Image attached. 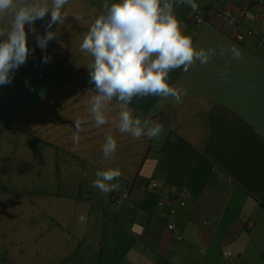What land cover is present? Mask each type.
<instances>
[{
  "label": "crops",
  "instance_id": "obj_1",
  "mask_svg": "<svg viewBox=\"0 0 264 264\" xmlns=\"http://www.w3.org/2000/svg\"><path fill=\"white\" fill-rule=\"evenodd\" d=\"M105 2L117 0H69L44 50L26 24L35 51L11 84L0 85V264H225V252L236 256L229 264H264V6L224 4L233 16L248 10L239 42L216 17L218 0H195L205 12L200 27L184 25L190 7L174 3L183 33L213 55L170 72V86L187 91L179 103L133 98L135 117L164 126L157 138L134 139L112 124L115 99L109 123L97 127L89 112L92 57L80 44ZM50 18L34 22L40 35ZM233 45L242 59H232ZM109 133L117 150L105 160ZM108 168L121 170V188L101 194L92 181ZM163 196L168 205L160 208ZM209 219L216 224L205 226Z\"/></svg>",
  "mask_w": 264,
  "mask_h": 264
},
{
  "label": "clouds",
  "instance_id": "obj_2",
  "mask_svg": "<svg viewBox=\"0 0 264 264\" xmlns=\"http://www.w3.org/2000/svg\"><path fill=\"white\" fill-rule=\"evenodd\" d=\"M174 3L186 5L193 12L198 10L195 0H117L105 2L103 11L96 18L86 22L88 31L80 44V51L92 57L89 68V83L94 84V94L89 103V112L97 127L109 123L108 113L115 99L118 118L112 124L120 133L134 139L157 138L163 131L161 123L143 121L134 116L129 107L134 97H172L179 103L186 90L170 86L169 74L177 68L187 72L197 61L203 65L213 55L212 49H197L192 37L181 30L180 21L174 14ZM69 0H0V85L12 83L16 71L26 64L35 49L28 46L25 25L35 35L37 45L46 49L48 42L57 38L53 25H63L64 11ZM50 13L45 34L40 35L34 26L36 20H43ZM79 22L82 17L74 16ZM228 51L232 59H242V53L235 45ZM225 53L221 51L220 55ZM45 55L43 62H49ZM86 123V121H84ZM82 121L74 120L75 143ZM117 150V141L111 133L105 136L102 154L105 160L112 159ZM122 176L119 168L97 170L92 187L101 194L119 191L118 182ZM113 181H117L113 183ZM81 224L87 223V216L78 217Z\"/></svg>",
  "mask_w": 264,
  "mask_h": 264
},
{
  "label": "built area",
  "instance_id": "obj_3",
  "mask_svg": "<svg viewBox=\"0 0 264 264\" xmlns=\"http://www.w3.org/2000/svg\"><path fill=\"white\" fill-rule=\"evenodd\" d=\"M219 2V7L216 9L215 14L216 17L220 20H222L224 23H226L228 26L233 28L236 31V40L239 42H243L245 40V35L243 34L244 30V19L247 15L248 10H242L240 13V16H233L231 13H229L226 8L224 7V4L227 2V0H218ZM264 6V0H253V4L251 7V10H258L259 8H262ZM255 19L259 20L261 19V15L257 13L255 15ZM206 21L205 18V12L204 10L198 5V10L193 12V10L190 8L187 14V17L185 18L183 24L184 25H194L197 27H200L201 25L204 24ZM261 46L264 47V40H261L259 43ZM152 187L153 188H158L159 184L157 181L152 182ZM182 198L185 199V195H182ZM168 205V201L165 196H163L159 201H158V206L160 208H165ZM185 205L184 201L180 202V206L183 207ZM178 212L177 207H170L169 208V215L174 217ZM215 219H209L204 222L205 226H211L216 224ZM168 228L170 230H175L176 228V223L175 222H170L168 225ZM183 238L180 236L179 240H182ZM226 263L229 264L232 263L236 256L232 252H225L223 255Z\"/></svg>",
  "mask_w": 264,
  "mask_h": 264
}]
</instances>
